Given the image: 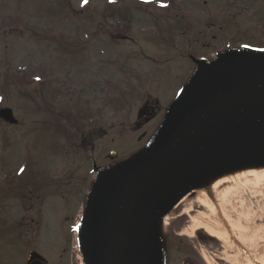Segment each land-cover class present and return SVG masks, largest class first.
Returning <instances> with one entry per match:
<instances>
[{
    "label": "rangeland",
    "instance_id": "1",
    "mask_svg": "<svg viewBox=\"0 0 264 264\" xmlns=\"http://www.w3.org/2000/svg\"><path fill=\"white\" fill-rule=\"evenodd\" d=\"M112 1L0 0V109H9L17 120L16 127L0 120V165L5 166L2 181L6 184L12 163L24 161L25 146H28L27 154L38 166L48 162L50 177H58L62 168L66 171L71 166L83 165L80 169L83 172L94 161L96 168L103 169L93 175L98 181L100 176L109 174L125 162H139L146 156L145 146L160 132L154 125L136 132L131 129L141 103L137 97L144 88L147 89L143 81H154L151 82L155 94L164 108H173L182 98L189 85L187 80L172 77L171 69L167 71L166 79L160 80L165 69L149 68L150 64L140 57L141 50L148 52L147 55L153 52L157 59L169 39L177 40L178 37L162 32L139 34L136 19L139 18V26L148 29L151 26L144 19V13L151 17L156 14L151 6L145 11L144 5L138 4L133 5L138 14L133 13L132 5L129 8L134 20L126 35L131 42L114 41L112 37L124 31L122 26L127 21L116 17L122 10L119 8L121 0H115L117 8L110 4ZM235 1L236 13L243 12L244 7L249 8L248 0ZM165 89L170 93H165ZM62 114L69 115L70 119H80L81 129L65 125L68 131L63 138L54 134L53 118L58 121ZM42 122L48 125L46 135L42 134ZM60 122L65 123L62 119ZM89 130H92L93 138L87 142L85 135ZM143 132H146L144 137L137 141ZM90 146L91 149L85 151ZM111 150L116 154L114 159L107 158ZM73 156L81 158L74 159ZM250 176L246 178L252 181L254 178ZM58 181V187H64L60 178ZM229 186L231 183L217 186L216 190L220 192ZM57 198L51 195L45 203L42 226L30 246L47 264H82L80 251L89 208L82 199L70 211L65 203H71V197ZM196 199L190 196L183 201L184 206L178 212L181 217L171 214L170 218H165L162 227L149 225L142 232L144 246L154 243L162 259H167L166 264H180L190 256L202 264H254V255L264 257V219L261 216L264 180L246 185L240 183L238 190L226 197L223 205L214 202V213L200 206ZM220 212L232 220L240 218L241 232L247 237L259 230L258 237L248 238L253 243L245 248L233 237L228 243L209 241L194 218H202L212 227L219 226ZM13 213L10 193L0 198V264L25 263L22 259L24 243L14 245L11 238ZM66 215H73L78 231L68 239L65 234L64 243L61 238L65 232L59 227ZM64 224L66 229L70 225Z\"/></svg>",
    "mask_w": 264,
    "mask_h": 264
},
{
    "label": "water",
    "instance_id": "2",
    "mask_svg": "<svg viewBox=\"0 0 264 264\" xmlns=\"http://www.w3.org/2000/svg\"><path fill=\"white\" fill-rule=\"evenodd\" d=\"M0 118L15 123L8 109ZM263 161L264 60L206 70L175 106L145 161L105 182L84 236L87 264H158L140 234L200 165L211 162L217 169Z\"/></svg>",
    "mask_w": 264,
    "mask_h": 264
},
{
    "label": "flooded vegetation",
    "instance_id": "3",
    "mask_svg": "<svg viewBox=\"0 0 264 264\" xmlns=\"http://www.w3.org/2000/svg\"><path fill=\"white\" fill-rule=\"evenodd\" d=\"M248 1L249 8L244 7L243 12L236 13L235 0H150L140 3L135 0H121L119 8L122 10L116 13V17L121 20L125 19L127 24L122 26L125 27L124 31L115 33L112 39L117 42H131L128 35H126L130 30L128 27L134 20L131 16L133 11L129 10L130 6L132 5L133 13L136 14L139 11L135 12L137 10L134 9L133 5L143 4L145 11L151 6L150 8L155 10V17L144 13V19L151 28L146 29L144 26H139V18L136 19L139 34L146 35L148 33L152 35L155 32H162L166 35L174 34L178 38L177 40L169 39L162 54L157 59L151 51V55H147L148 52L143 53L140 50V56L150 64L149 68L153 66L165 69L160 80L166 79L165 75L171 69L172 77L187 80L189 84L198 79L206 68L215 67L222 61L243 59L247 56L264 57V0ZM115 3H112V5ZM114 7L117 8L118 5H114ZM225 9L229 10L225 11ZM112 14H114V11L111 12ZM169 19L171 20L169 21ZM166 28L167 30H165ZM151 81H143L147 85V89L144 88L137 97L141 103L137 109L135 121L131 123V129L134 132L152 125L161 128L171 108L161 106ZM164 83L166 87L167 81ZM164 92L170 93V90L165 89ZM46 116L48 115L46 114ZM42 124V131L44 132L42 134L46 135L48 125H44V122ZM16 126L17 123L12 125V127ZM92 133V130L86 133L85 141H92ZM145 133L143 132L137 141L144 137ZM13 149H15L14 144ZM27 152L28 146H25L24 161L19 163L14 161L12 163L8 172V184L2 181V172L5 170V166L1 167L0 165V198L9 196L11 193L15 214L13 213L10 222L12 224L10 233L11 238L15 241L14 245L24 243L22 257L25 261L24 264H26L28 257L31 260L29 264H47L46 261L38 260L37 256L40 255L33 250L34 247H31V242L42 226V209L46 206L45 203L48 201L49 196H57V200H63V197L70 196L71 203H65L66 208L70 211L82 199L85 200V205L89 206L93 198L90 200L86 197L95 196L101 186L99 183L100 178L95 181L93 175L97 172L101 173L103 169L96 168L93 161L86 168L88 171L82 172L80 170L83 165L71 166L66 171L62 168L58 172V177H50L48 162H41V165L38 166L33 157ZM73 157L74 159L81 158ZM59 178L62 180L64 187H58ZM50 180L56 187L49 188ZM2 183L5 185H2ZM192 199H196V197L192 196ZM61 205L64 207L63 203ZM183 206L184 204H181L176 209L174 217L182 216L178 212ZM75 221L73 215H66L63 218V224L59 228L65 232L63 238H61L64 243L65 234L67 239L71 238V235H75V232H72V228L77 227L74 225ZM64 222L70 224L67 229ZM190 257H185L180 264H202L192 256ZM162 258V255L158 258V264H166L167 259L163 260Z\"/></svg>",
    "mask_w": 264,
    "mask_h": 264
},
{
    "label": "bare ground",
    "instance_id": "4",
    "mask_svg": "<svg viewBox=\"0 0 264 264\" xmlns=\"http://www.w3.org/2000/svg\"><path fill=\"white\" fill-rule=\"evenodd\" d=\"M211 133V132H208ZM209 135V134H207ZM221 140L214 139L213 144L220 143ZM237 166H231L229 168H217L215 169L211 166V162L207 164H202L200 167L193 173V177L186 182V186L183 185L180 190H178L173 198L167 203L163 212L152 221V226L162 227V224L166 217L170 218L171 214H174L176 209L184 203L183 201L190 197L195 196L199 200V205L207 209L210 213L215 211V203L220 206L225 203L226 197H231L238 190L240 183L246 185L247 183H257L260 180H264V161L261 163H239L236 162ZM227 167V166H226ZM260 167V168H258ZM263 170L258 172L259 169ZM253 177L252 181L247 180L246 176ZM260 175V177H259ZM206 182L208 184H206ZM231 186L222 189L220 192L216 190L217 186L230 184ZM187 187V189H185ZM221 224L219 226H210L203 222V219L194 218L197 221V226L199 230L205 233L208 237L213 238L217 241L228 243L230 238H234L238 244L244 248L247 244H250L252 241H249L248 238L253 239L258 237V231H256L251 237H247L244 233L241 232V219L232 220L230 216H227L226 213L220 212ZM261 216L264 219V211H261ZM262 230V228H260ZM141 244L145 243V236L142 234L139 239ZM253 243V242H252ZM82 255V264H87V258L83 252V247H81ZM255 259V260H254ZM252 260L254 264H264V257L254 255ZM250 263V262H249Z\"/></svg>",
    "mask_w": 264,
    "mask_h": 264
},
{
    "label": "trees",
    "instance_id": "5",
    "mask_svg": "<svg viewBox=\"0 0 264 264\" xmlns=\"http://www.w3.org/2000/svg\"><path fill=\"white\" fill-rule=\"evenodd\" d=\"M63 119V120H68V116L67 115H62L61 117H60V119ZM56 119V118H55ZM55 119L53 120V121H55ZM74 121V120H73ZM74 124H77L78 123V121L76 120V121H74L73 122ZM57 132H59V133H61V134H66V130H63V129H61V128H59V127H57Z\"/></svg>",
    "mask_w": 264,
    "mask_h": 264
},
{
    "label": "snow or ice",
    "instance_id": "6",
    "mask_svg": "<svg viewBox=\"0 0 264 264\" xmlns=\"http://www.w3.org/2000/svg\"><path fill=\"white\" fill-rule=\"evenodd\" d=\"M84 3H87V0H84Z\"/></svg>",
    "mask_w": 264,
    "mask_h": 264
}]
</instances>
